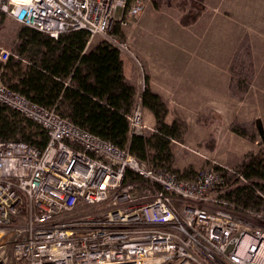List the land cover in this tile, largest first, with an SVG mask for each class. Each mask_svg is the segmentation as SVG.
<instances>
[{
	"label": "built area",
	"instance_id": "built-area-1",
	"mask_svg": "<svg viewBox=\"0 0 264 264\" xmlns=\"http://www.w3.org/2000/svg\"><path fill=\"white\" fill-rule=\"evenodd\" d=\"M146 9L143 0H0V11L57 39L87 30L121 52L116 33ZM10 52L0 48V60ZM3 104L47 130L38 150L0 142V264H264V215L220 198L225 178L158 171L15 93L0 80ZM130 136L148 130L141 105ZM132 170L144 183L125 184ZM232 172V171H230Z\"/></svg>",
	"mask_w": 264,
	"mask_h": 264
},
{
	"label": "trees",
	"instance_id": "trees-1",
	"mask_svg": "<svg viewBox=\"0 0 264 264\" xmlns=\"http://www.w3.org/2000/svg\"><path fill=\"white\" fill-rule=\"evenodd\" d=\"M163 1L152 0L157 9H162ZM7 19L0 11V26ZM91 44L87 30L66 32L55 39L21 26L9 58L5 62L0 60V80L9 90L54 109L74 125L127 149L149 168L191 179L192 170L179 172L174 168L171 144L183 141L182 123H167V104L150 88L146 87L138 96L135 83L124 75L122 54L117 47L104 39L89 48ZM240 67L239 73L244 74L245 67ZM138 98L143 108L153 114L155 128L144 135L130 136L129 117ZM0 142H22L44 150L49 136L40 125L0 104ZM222 174V200L236 210L264 215V143L259 153L248 155L234 171ZM135 182L145 180L127 170L124 183Z\"/></svg>",
	"mask_w": 264,
	"mask_h": 264
},
{
	"label": "rangeland",
	"instance_id": "rangeland-1",
	"mask_svg": "<svg viewBox=\"0 0 264 264\" xmlns=\"http://www.w3.org/2000/svg\"><path fill=\"white\" fill-rule=\"evenodd\" d=\"M143 1V14L154 20L152 25L156 19L161 20L152 30V26L147 28L153 40H160L157 31L161 24L166 26L162 29L173 32L188 28L185 32L199 36V47L220 56L218 79L216 73H212L213 78L210 71H205L202 84L196 78L193 83L190 81L194 89L190 96H179L170 103L163 99L168 108L167 123L179 121L185 128L183 141L171 144L175 170L190 169L193 178L209 169L234 171L245 157L259 153L264 143V0H164L162 9H157L152 0ZM192 5L195 8L191 9ZM7 18L0 26V47L11 46L5 49L11 52V36L18 26ZM133 21L128 28L135 25ZM123 29L117 28L116 33L126 41L129 51L121 54L137 57L132 50L131 32ZM137 63L142 69L139 60ZM240 66L245 67L244 74L239 73ZM146 80L138 85L139 90L134 82L138 96L145 90ZM139 104L147 126L144 110L145 114L149 110L138 98L135 106ZM147 128L144 134L155 127Z\"/></svg>",
	"mask_w": 264,
	"mask_h": 264
},
{
	"label": "crops",
	"instance_id": "crops-1",
	"mask_svg": "<svg viewBox=\"0 0 264 264\" xmlns=\"http://www.w3.org/2000/svg\"><path fill=\"white\" fill-rule=\"evenodd\" d=\"M10 20V22L18 26L14 28L13 35L11 36V42L15 44L17 31L21 27V24L11 18ZM151 21L153 23L154 20ZM151 21L150 16L143 14L133 21V24H135L133 27L130 26L131 28L127 27L123 29L131 32L132 50L137 56L122 55L123 72L128 80L136 83L138 90V85H141V81L147 78L143 90L148 87L154 93L160 95L166 102L170 103L176 102L179 96H190L194 90L192 89V83L195 81L194 78L202 84L205 71L207 73L210 71V76L212 75L213 78V74L216 73L215 77L218 79L220 56L217 53L205 51L203 46L199 47L198 41L200 38L196 33L185 32L188 31V28H183L184 30L182 29V31L177 28L178 30L173 32L170 29H162V27L166 28V26L161 24L160 30L157 31L160 35V40L155 41L151 38V32L147 28L152 26V30L158 21L161 22V20L156 19L153 25ZM197 26L198 24L194 25V27ZM101 41L102 38L98 37L89 48H93ZM0 48L9 50L11 46L7 47L5 44ZM137 60L142 64V69L139 68ZM141 94L142 92H139V96ZM145 111L144 119L147 126L151 128L155 127L153 114L149 111L145 114Z\"/></svg>",
	"mask_w": 264,
	"mask_h": 264
}]
</instances>
